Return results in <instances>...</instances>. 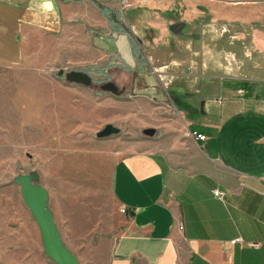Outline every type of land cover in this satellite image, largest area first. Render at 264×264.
<instances>
[{
    "label": "crops",
    "instance_id": "obj_1",
    "mask_svg": "<svg viewBox=\"0 0 264 264\" xmlns=\"http://www.w3.org/2000/svg\"><path fill=\"white\" fill-rule=\"evenodd\" d=\"M120 1L0 0V63L22 64L33 75L63 66L137 68L145 82L143 66L172 51L169 25L175 21L188 27L179 36L191 33L202 43L184 55L205 54L207 34L217 24L241 26L230 34V51L243 62L166 71L164 65L174 63L158 60L157 80L147 79L150 95L159 99L165 92L158 85L164 74L173 82L167 106L158 105L161 130L144 136L132 125L141 124L142 107L122 118L130 130L117 149L111 187L128 218L104 243L99 261L264 264V0H131L129 8ZM53 82L84 96L82 103L70 102L76 117L82 104L86 114L95 113L82 83ZM7 84L0 80V104L10 101ZM67 132H60L61 144Z\"/></svg>",
    "mask_w": 264,
    "mask_h": 264
},
{
    "label": "rangeland",
    "instance_id": "obj_2",
    "mask_svg": "<svg viewBox=\"0 0 264 264\" xmlns=\"http://www.w3.org/2000/svg\"><path fill=\"white\" fill-rule=\"evenodd\" d=\"M150 27L149 22L144 24L142 35L146 43L149 39L145 29ZM240 27L217 24L213 34H207L205 54L189 55H184V50L199 49L202 43L193 40L191 33L181 37L172 31L168 40L172 51L159 59L174 65L169 68L164 65L163 69L185 70L186 66L192 69L199 64L220 63L229 66L231 59L239 66L243 61L238 59L237 62L231 54L230 34ZM187 30L188 27H184V32ZM159 59L154 58L153 63L143 66L147 71L145 82L137 68L87 66L84 71L92 75L94 83L82 84L88 88L90 95L86 94V99L90 104L93 101L95 113L86 114L82 104L76 113L79 117L70 112L71 104L82 103L84 96H80L79 91H66L53 82L68 81L65 74H59L61 68L33 75L22 64L0 63V80L9 82L5 88L10 96V101L3 98L4 104H0L4 106L0 109V264H58L46 253L38 222L15 179L18 173L33 169L39 171V183L49 191V206L66 244L81 256L82 264H101L104 243L124 229L128 218L111 187L116 152L122 137L127 135L126 130H130L121 124L122 118L142 107V119L138 120L141 124L132 125H138L139 133L144 136H150L143 132L145 127H156L155 135L161 130L156 125L161 124L164 117L159 113L162 109L158 108L167 106L165 92L173 82L170 74H164L158 85L165 92L159 99L150 95L147 79L157 80L155 66ZM63 69L67 72L70 67L63 66ZM105 80H115L120 86L126 83L128 87L121 94H115L100 85L95 86L96 81ZM61 116L63 118L58 119ZM131 121L136 123L134 119ZM108 122L121 127V131L98 137L97 131ZM60 132L68 134L62 138V144Z\"/></svg>",
    "mask_w": 264,
    "mask_h": 264
},
{
    "label": "water",
    "instance_id": "obj_3",
    "mask_svg": "<svg viewBox=\"0 0 264 264\" xmlns=\"http://www.w3.org/2000/svg\"><path fill=\"white\" fill-rule=\"evenodd\" d=\"M184 25V21H175L169 25V28L176 34H182ZM58 72L59 74H65L69 81L86 85L94 83L92 75L81 69H71L65 72L61 68ZM101 88L115 94H121L122 92L114 80L103 82ZM120 131L121 127L108 122L97 131V136L106 137ZM143 132L152 136L156 134L157 128L154 126L145 127ZM15 179L21 185L23 198L38 222L46 253L58 264H81L78 256L64 241L57 226L54 212L49 206V191L45 185L39 183V171L33 169L30 172H20L15 176Z\"/></svg>",
    "mask_w": 264,
    "mask_h": 264
},
{
    "label": "built area",
    "instance_id": "obj_4",
    "mask_svg": "<svg viewBox=\"0 0 264 264\" xmlns=\"http://www.w3.org/2000/svg\"><path fill=\"white\" fill-rule=\"evenodd\" d=\"M122 8H129V7H133L134 6V2L131 0H121L120 1ZM194 134L196 136V138L203 140L206 138V135L204 133L198 132V131H194ZM214 193L219 196L222 197L223 196V191L220 188H215L214 189ZM180 228L183 229V225L180 224ZM255 245H258L259 243H254Z\"/></svg>",
    "mask_w": 264,
    "mask_h": 264
},
{
    "label": "flooded vegetation",
    "instance_id": "obj_5",
    "mask_svg": "<svg viewBox=\"0 0 264 264\" xmlns=\"http://www.w3.org/2000/svg\"><path fill=\"white\" fill-rule=\"evenodd\" d=\"M105 81H107V80H105ZM105 81H103V82H105ZM114 81H115V80H114ZM103 82L96 81L95 86L100 85V87H101V84H102ZM117 84H118V83H117ZM127 87H128V84H126V83H123L122 86L119 85V89H120L122 92H124V90H125Z\"/></svg>",
    "mask_w": 264,
    "mask_h": 264
}]
</instances>
